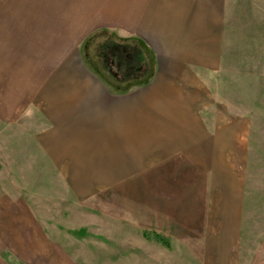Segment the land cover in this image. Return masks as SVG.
Masks as SVG:
<instances>
[{"label":"rangeland","instance_id":"obj_1","mask_svg":"<svg viewBox=\"0 0 264 264\" xmlns=\"http://www.w3.org/2000/svg\"><path fill=\"white\" fill-rule=\"evenodd\" d=\"M78 1L0 0V264H195L147 233V178L123 177L102 162L109 153L63 162L65 149L49 146L63 137L55 126L82 121L48 101L70 60L84 58L109 86L151 72L147 37L94 25ZM230 10L221 66L200 86L214 94L216 121L231 125L224 149L244 190L240 264L264 236V0Z\"/></svg>","mask_w":264,"mask_h":264},{"label":"crops","instance_id":"obj_2","mask_svg":"<svg viewBox=\"0 0 264 264\" xmlns=\"http://www.w3.org/2000/svg\"><path fill=\"white\" fill-rule=\"evenodd\" d=\"M78 2L94 25L147 37L151 72L147 81L133 75L109 86L84 58L70 60L58 78L61 97L48 101L56 115L82 121L55 126L63 137L49 146L65 149L63 162L109 153L102 162L117 163V173L124 167L123 177L147 178V233L165 238L184 262L236 264L243 179L224 149L231 125L216 121L214 94L200 86L221 66L234 0ZM239 262L264 264V236Z\"/></svg>","mask_w":264,"mask_h":264},{"label":"trees","instance_id":"obj_3","mask_svg":"<svg viewBox=\"0 0 264 264\" xmlns=\"http://www.w3.org/2000/svg\"><path fill=\"white\" fill-rule=\"evenodd\" d=\"M123 60H121L120 62H122ZM138 83H141V84H143L142 82H138ZM143 233H145V232H143Z\"/></svg>","mask_w":264,"mask_h":264}]
</instances>
